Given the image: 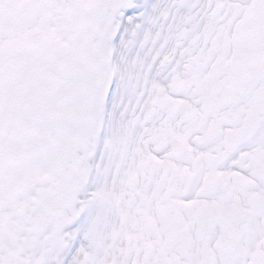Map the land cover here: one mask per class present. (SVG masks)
Listing matches in <instances>:
<instances>
[{
  "label": "bare ground",
  "instance_id": "obj_1",
  "mask_svg": "<svg viewBox=\"0 0 264 264\" xmlns=\"http://www.w3.org/2000/svg\"><path fill=\"white\" fill-rule=\"evenodd\" d=\"M261 1L135 0L124 10L103 130L59 264H264V28L253 45L231 40ZM213 159L220 181L198 190ZM37 198L23 214H0L11 227L7 264H41L49 231ZM228 219L226 257L211 244Z\"/></svg>",
  "mask_w": 264,
  "mask_h": 264
},
{
  "label": "flooded vegetation",
  "instance_id": "obj_2",
  "mask_svg": "<svg viewBox=\"0 0 264 264\" xmlns=\"http://www.w3.org/2000/svg\"><path fill=\"white\" fill-rule=\"evenodd\" d=\"M134 1L0 0V211L23 212L35 187L70 205L88 178L113 44ZM247 15L264 25V14ZM259 35L251 31L247 43Z\"/></svg>",
  "mask_w": 264,
  "mask_h": 264
},
{
  "label": "rangeland",
  "instance_id": "obj_3",
  "mask_svg": "<svg viewBox=\"0 0 264 264\" xmlns=\"http://www.w3.org/2000/svg\"><path fill=\"white\" fill-rule=\"evenodd\" d=\"M238 14H240V13H238ZM247 14H254L256 19H261L262 18L261 16H263V14H264V0H262L259 3L257 10L251 8ZM235 24H236V22H235ZM261 25H263V24H261ZM263 93H264V88L262 89V92L258 93V95H263ZM262 97H261V99H263V101H264V97L263 98ZM93 144L94 143H92V145L88 147V156L89 157H92L94 155V147L95 146ZM213 163H214V159L210 162L209 165L212 166ZM91 172H92V170L89 168V163H88V179H89ZM88 179L84 180L82 182V184H80V187H81V185L87 183ZM238 179L243 181V179L241 177H239ZM45 186H50V185H45ZM47 195L48 196H46L43 199H42V197L39 196L40 199L38 201V206L42 208V212H43L45 218L47 217V219L50 220L52 223H57L56 230L52 236L53 237V248L50 249V251L52 253L53 249L57 250L56 255H58V256H55L54 260H56L55 261L56 264H59V259H58L59 253H61L62 249H63V246H62L63 244L61 241V237L63 235L61 234L60 229H62V227H64L67 224L75 223L80 217V212L74 210V199L77 196V191L74 194V197H72L73 203L70 205L64 204V206H63V200L56 194V191H53L51 189ZM41 199L44 200L42 206H41ZM68 212H70V213H68ZM69 215H70V217H69ZM228 233L230 234L229 239L232 241L231 242V244H232L233 243V236H232L231 232H229V230H228ZM225 235H226V231H224V234L220 237L219 240H216V241L214 240L212 242L211 246L214 247V245L218 246L220 244L221 246L219 248L224 247L225 252H226L225 256L228 257V256H230L228 254H229V252H231L232 248L230 250L227 249V247H226L227 238H224ZM220 250L221 249H219L217 251L213 250L212 254L210 253V259L215 260V261H219V259L221 258V251ZM77 264H85V262H81V260H80L77 262ZM228 264H231V263L229 262Z\"/></svg>",
  "mask_w": 264,
  "mask_h": 264
},
{
  "label": "water",
  "instance_id": "obj_4",
  "mask_svg": "<svg viewBox=\"0 0 264 264\" xmlns=\"http://www.w3.org/2000/svg\"><path fill=\"white\" fill-rule=\"evenodd\" d=\"M246 28H247V25H246V24H242V31H241V33H243V32L246 30ZM241 33H240V34H241ZM205 189H206V190H209V189H210V185H209V183H207Z\"/></svg>",
  "mask_w": 264,
  "mask_h": 264
}]
</instances>
